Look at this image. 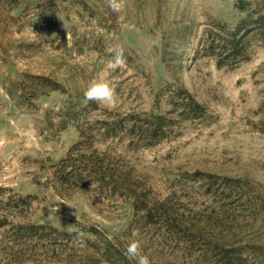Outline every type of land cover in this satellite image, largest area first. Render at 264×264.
I'll use <instances>...</instances> for the list:
<instances>
[{
    "label": "rangeland",
    "instance_id": "1",
    "mask_svg": "<svg viewBox=\"0 0 264 264\" xmlns=\"http://www.w3.org/2000/svg\"><path fill=\"white\" fill-rule=\"evenodd\" d=\"M235 1L118 0L114 12L106 0H0V186L32 196L30 222L92 242L95 235L84 227L94 226L123 254L138 240L150 264H216L211 245L220 233L264 246V43L254 42L233 67L194 53L210 21L233 23ZM247 1L264 11V0ZM118 49L125 64L112 71L107 63ZM26 74L47 76L64 91L31 102L17 97L12 83ZM102 75L115 87L118 106L95 102L96 110L79 117L164 113L168 87L186 89L203 105L202 116L176 120L154 145L122 151L117 141L109 144L153 200L200 226L192 242L163 225H146L131 198L93 188L58 194L45 185L49 165L65 156L78 130L70 123L53 133L44 117L56 121L68 102L78 111L88 103L87 86ZM51 247L22 264H99L91 261L98 258L91 247Z\"/></svg>",
    "mask_w": 264,
    "mask_h": 264
},
{
    "label": "trees",
    "instance_id": "2",
    "mask_svg": "<svg viewBox=\"0 0 264 264\" xmlns=\"http://www.w3.org/2000/svg\"><path fill=\"white\" fill-rule=\"evenodd\" d=\"M233 8V23L212 20L203 29L194 50L195 56L212 58L217 67H233L248 58L254 42L264 43V11L253 7L252 2L247 0H236ZM12 86L18 89L17 97L29 102L51 91H64L58 82L42 75L26 74ZM11 90L8 89L10 95ZM166 100L169 109L164 113L131 112L88 119L79 117V113L96 110L95 102H88L78 111L77 105L68 102L57 110L59 117H55L56 121H53L54 117H44L47 130L53 133L65 129L70 123H74L78 130V139L65 156L49 165L50 173L45 185L58 194H62L61 188L71 191L93 188L100 194L131 198L135 213L140 214L138 216L144 219L146 225H163L192 242L200 226L174 213L165 200H153L148 189L142 186L132 168L126 164L124 155L109 150V144L114 141L121 144L122 151L149 147L159 142L176 120L193 119L204 114L203 105L184 88L168 87ZM101 144L104 147L101 148ZM204 177L211 179L213 176L207 174ZM225 182L240 184V181L230 178H225ZM31 200V195L22 196L0 186V264H22L45 251L47 244L55 250V245L60 243H74L78 235L48 224L30 222L26 212ZM84 228L96 237L93 242L82 237V245L91 247L98 255V258L91 259L92 262L134 264L99 229L94 226ZM234 234L220 233L211 245L216 264H264V246L244 242Z\"/></svg>",
    "mask_w": 264,
    "mask_h": 264
},
{
    "label": "clouds",
    "instance_id": "3",
    "mask_svg": "<svg viewBox=\"0 0 264 264\" xmlns=\"http://www.w3.org/2000/svg\"><path fill=\"white\" fill-rule=\"evenodd\" d=\"M106 3L114 12L119 11L122 6L118 0H106ZM124 64L123 50L118 49L114 57L108 61L107 68L115 71L117 68L123 67ZM84 97L86 102H96L107 109H115L118 106L116 89L103 75L89 83L84 91ZM82 237L83 233H79L74 238V243L82 245ZM124 255L130 261L138 258V264H150L148 256L141 254V244L138 240H132L127 245Z\"/></svg>",
    "mask_w": 264,
    "mask_h": 264
}]
</instances>
